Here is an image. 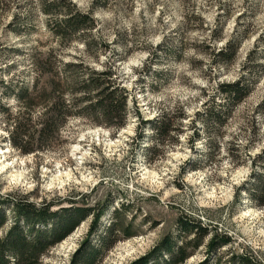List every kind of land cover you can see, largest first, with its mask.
Returning <instances> with one entry per match:
<instances>
[{
	"label": "rangeland",
	"instance_id": "374dc122",
	"mask_svg": "<svg viewBox=\"0 0 264 264\" xmlns=\"http://www.w3.org/2000/svg\"><path fill=\"white\" fill-rule=\"evenodd\" d=\"M68 1L79 12L93 14L97 31L94 41L87 37L89 46L80 41L59 45L46 29L40 0H0V106L14 112L17 104L8 95L20 85L30 86L36 76L31 60L49 59V71L58 76H67L63 64L82 66L69 76L86 74L84 68L114 70L127 92L128 116L118 131L70 118L47 150L28 155L10 147L0 116L2 196L27 195L36 205L57 198L109 204L91 238L87 219L41 264H69L82 243L98 246L111 211L125 202L131 207L124 219L134 217L135 235L120 239L99 264H130L164 235L174 234L182 214L226 233L236 253L242 247L259 252L264 264V207H255L242 191L234 200L249 180L250 162L264 147V71L233 109L211 159L198 119L207 101H219V84L252 75L243 67L252 50V62H264L259 54L264 49V0ZM234 36L241 38L234 61L215 64L213 54ZM48 80L43 77L42 83ZM160 112H168L182 133L150 161L144 155L151 132L144 129L139 141L137 127ZM204 257L201 247L184 264H198Z\"/></svg>",
	"mask_w": 264,
	"mask_h": 264
},
{
	"label": "trees",
	"instance_id": "16d2710c",
	"mask_svg": "<svg viewBox=\"0 0 264 264\" xmlns=\"http://www.w3.org/2000/svg\"><path fill=\"white\" fill-rule=\"evenodd\" d=\"M40 11L47 17V31L59 45L80 41L84 46H89L87 37H91L96 30L92 12H79L68 0H40ZM90 39L94 41L92 37ZM240 43L241 38H231L223 49L213 54L216 59L214 63L231 64ZM261 51L259 54L264 59V49ZM254 53V50L250 52L243 66L252 75L247 79L242 74L233 83L219 84L215 94L219 101H207L204 111L198 115L210 159L213 153L218 152L221 129L230 120L233 109L250 95L264 71V62H252ZM33 60L31 63L35 65L36 76L30 86L20 85L8 95L16 102V110L11 112L0 106L8 143L14 151L28 155L47 150L56 140L59 130L74 117L116 131L125 126L128 116L127 92L120 87L114 70L106 68L97 72L84 68L86 74L69 76L70 71L82 66L63 64L67 76H58L56 71L53 74L49 71L52 65L49 59L40 63ZM48 73L52 74L49 78L44 76ZM43 77H47L48 82L43 84ZM184 117L182 115L180 118ZM178 127L168 112H160L152 120H140L137 127L139 141L143 140L144 129L148 128L151 132V145L145 148L144 159L154 160L156 152H162L171 139L177 140L182 133ZM199 138L198 130L194 128L193 139ZM250 169L249 180L237 189L234 200H239V191H242L255 207L263 208L264 147L250 162ZM130 207L131 204L125 202L113 208L112 220L99 237L98 246L82 243L69 264H99L120 239L134 236V217L128 222L124 219ZM108 209V203L88 206L85 201L75 198H57L36 205L27 195L0 194V264H41L42 258L52 248L62 243L87 219H90L87 235L91 238ZM231 245L226 233L182 214L176 219L174 234L164 235L149 252L130 264H184L201 247L205 249V257L198 264H263L259 252L242 247L240 253H236Z\"/></svg>",
	"mask_w": 264,
	"mask_h": 264
},
{
	"label": "bare ground",
	"instance_id": "6f19581e",
	"mask_svg": "<svg viewBox=\"0 0 264 264\" xmlns=\"http://www.w3.org/2000/svg\"><path fill=\"white\" fill-rule=\"evenodd\" d=\"M71 236L69 238H67L66 240H64L62 243H60L61 247H64L66 245V242H68V240H70Z\"/></svg>",
	"mask_w": 264,
	"mask_h": 264
}]
</instances>
